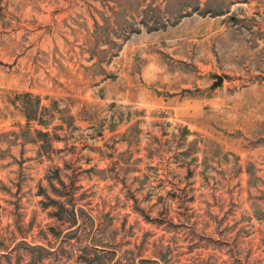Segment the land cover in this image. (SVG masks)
Returning <instances> with one entry per match:
<instances>
[{
  "label": "rangeland",
  "instance_id": "374dc122",
  "mask_svg": "<svg viewBox=\"0 0 264 264\" xmlns=\"http://www.w3.org/2000/svg\"><path fill=\"white\" fill-rule=\"evenodd\" d=\"M0 264H264V0H0Z\"/></svg>",
  "mask_w": 264,
  "mask_h": 264
}]
</instances>
